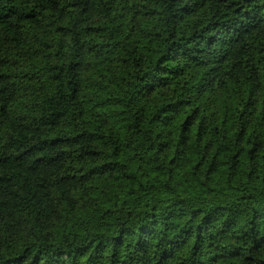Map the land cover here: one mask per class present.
Instances as JSON below:
<instances>
[{
	"label": "trees",
	"instance_id": "16d2710c",
	"mask_svg": "<svg viewBox=\"0 0 264 264\" xmlns=\"http://www.w3.org/2000/svg\"><path fill=\"white\" fill-rule=\"evenodd\" d=\"M0 264H264V0H0Z\"/></svg>",
	"mask_w": 264,
	"mask_h": 264
}]
</instances>
